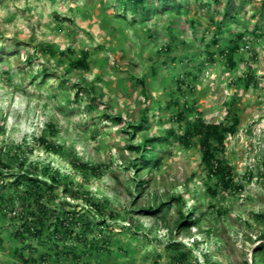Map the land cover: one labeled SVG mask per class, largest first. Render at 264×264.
Wrapping results in <instances>:
<instances>
[{"label":"rangeland","instance_id":"374dc122","mask_svg":"<svg viewBox=\"0 0 264 264\" xmlns=\"http://www.w3.org/2000/svg\"><path fill=\"white\" fill-rule=\"evenodd\" d=\"M227 4L147 0L149 8L134 13L129 0H0V162L11 166L0 167V205L7 207L0 264H174L179 252H190L187 264H253L264 245V0ZM244 34L231 70L221 52ZM85 53L90 69L72 68ZM172 98L178 106L169 105ZM229 107L240 118L222 157L233 170L230 190L207 179L197 142L190 149L175 139L156 145L148 153L161 166L141 177L133 170L144 139L182 134L178 112L190 122L227 123ZM145 117L150 121L132 132L128 126ZM27 174L45 192L38 238L16 236L39 208ZM177 197L183 212L205 214L189 234L170 228ZM162 205L157 215L142 211ZM70 212L81 219L75 235L94 226L86 243L54 234ZM95 224L107 227L100 233Z\"/></svg>","mask_w":264,"mask_h":264},{"label":"trees","instance_id":"16d2710c","mask_svg":"<svg viewBox=\"0 0 264 264\" xmlns=\"http://www.w3.org/2000/svg\"><path fill=\"white\" fill-rule=\"evenodd\" d=\"M129 1L132 4V11L134 13L145 11V9L149 8L147 6V0ZM230 2L231 0H228L227 5H229ZM245 37V34L238 36V39L232 42V45L226 47L221 52V55L226 59L227 65L231 70H235L237 67V61L235 56L240 51V44L242 43V41H244ZM214 43L216 44L217 42ZM170 50L171 47L167 48L166 52H170ZM209 55L210 58L213 59L215 53L210 51ZM88 56V53H85L83 57L80 58L78 61L72 62V68H75L77 70L88 71L90 69ZM251 79L252 78L249 77L248 82H250ZM141 83L143 84L144 81H141ZM184 84H186L185 80H180L179 78L177 80V90H181ZM172 104L178 106L179 101L176 98H172V101L169 103V105L171 106ZM228 117L229 118L227 123H206L200 116L196 117L192 122H190L186 111L178 112L177 116H175V119L177 120V123H179L182 129V134L176 135L174 130H170L167 135L163 137L159 136L152 139H144L143 145L139 146L138 148H135V150L138 151L141 155L139 157V161L133 165V170L138 174L139 177H141L144 172H149L161 166L163 159H153V156L149 155L148 153V151H155L156 145H163L164 143L170 142V140L175 139V141L179 145L185 147L186 149H190L191 147H193L194 143L197 142L202 155L201 163L202 166H204L205 168L207 179L211 180L212 178H217L220 187H223L225 190H230L232 183L234 182L233 170L228 164H226L222 157L226 153L228 136L234 135L240 124L238 109L236 107H229ZM115 120L117 123H124V120L121 116H116ZM147 121L149 122L150 119L145 117L140 121L138 125H130L128 127H130V130L132 132L138 133ZM40 141L44 145H46V148L50 151L58 152L57 149L59 148L49 145L46 139L42 138ZM0 167L2 168V170H8L11 166L0 162ZM79 168L83 171L92 172H96L98 170L97 168L92 167L89 164H80ZM1 173L2 172H0V178ZM44 175L47 176L46 173ZM26 178L29 183L27 187L30 189L28 191V193H30L29 197L32 198V200L37 204L39 208H37V210L31 214L34 222L24 221L22 229L16 232V236L22 238L25 233H28L34 238H38L43 234V229L45 227L44 218L47 217L46 211L40 204L41 201L44 199L45 192H43L42 190V186L40 184V180H38V176H35L33 174H27ZM50 180L51 183H53V186L59 184L58 177L50 176ZM145 181L146 180L140 181L139 186H143ZM14 184L16 185V187L20 188L23 185L22 178L20 180H17ZM140 189L143 188L141 187ZM208 190L209 192H212L211 188H209ZM67 191L68 190L66 189V192ZM50 192H52V189H50ZM213 194L215 195L216 193L214 192ZM172 201L177 202L179 209L178 218L175 220V222H173V226L170 225V228L180 233L189 234L193 228L200 226L201 218H203L205 214L201 210H199V208H193L192 212H183L181 210L182 205H184L182 197L173 198ZM1 205L0 215H3V212L7 209V207ZM90 206L96 215H99V217H105V208L102 206V204L93 203L90 204ZM163 207L164 205L142 211L146 213V215H151L150 211H153V214L157 215ZM196 212L198 213L197 217L195 216ZM109 217L111 220H115V216L113 214H110ZM80 222L81 219L78 213L70 212L69 214H67L65 219L61 218L58 221L59 224L55 226L54 234H56L57 237L62 235L64 238H73V236L75 235V228ZM93 227L94 226L92 224L87 223L83 229V232L81 234L75 235V239L78 242L86 243V235L87 233L94 231ZM95 227L99 229L100 233H103V227L107 226L103 224H95ZM171 244H173L172 246L174 247H179L178 243L173 242ZM92 249H96V247L94 245H91L90 253ZM67 254L72 255L76 260L79 261L82 258V256L75 251H68ZM190 257V252H179L177 256H175V258L173 259V262L174 264H187L190 260ZM253 264H264V245H261L259 249L255 250Z\"/></svg>","mask_w":264,"mask_h":264}]
</instances>
